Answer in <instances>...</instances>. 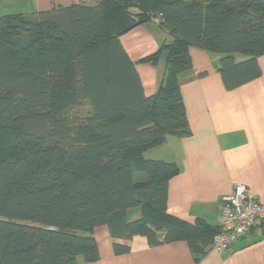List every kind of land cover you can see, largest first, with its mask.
<instances>
[{
  "label": "trees",
  "instance_id": "obj_1",
  "mask_svg": "<svg viewBox=\"0 0 264 264\" xmlns=\"http://www.w3.org/2000/svg\"><path fill=\"white\" fill-rule=\"evenodd\" d=\"M139 21L171 38L142 61L165 52L149 97L119 42ZM191 48L220 56L227 90L258 79L264 0H101L0 17V264L94 263L100 226L149 246L185 242L195 261L206 253L219 227L169 215L179 169L145 156L190 134L178 78ZM131 209L140 216L125 222Z\"/></svg>",
  "mask_w": 264,
  "mask_h": 264
},
{
  "label": "crops",
  "instance_id": "obj_2",
  "mask_svg": "<svg viewBox=\"0 0 264 264\" xmlns=\"http://www.w3.org/2000/svg\"><path fill=\"white\" fill-rule=\"evenodd\" d=\"M74 5L73 0H0V17L33 16ZM170 36L154 22H145L120 37L119 42L135 64L145 96L153 95L165 74V52L155 65L142 62L157 53ZM192 69L179 75L180 94L190 134L168 137L145 156L176 164L177 176L169 181L167 213L184 222L204 220L220 227L219 209L235 184L250 188L264 205V56L257 63L261 76L227 90L218 72L220 56L190 49ZM140 216L139 209L125 212V222ZM99 259L78 264H264V228L252 232L217 255L211 250L194 260L185 242L149 246L144 237L113 238L108 226L94 229ZM129 248L117 256L113 245Z\"/></svg>",
  "mask_w": 264,
  "mask_h": 264
},
{
  "label": "built area",
  "instance_id": "obj_3",
  "mask_svg": "<svg viewBox=\"0 0 264 264\" xmlns=\"http://www.w3.org/2000/svg\"><path fill=\"white\" fill-rule=\"evenodd\" d=\"M99 1L101 0H73L75 5H89ZM219 216V233L211 244L212 252L217 255L248 236L256 225L264 228V205L243 184H235L231 193L222 198Z\"/></svg>",
  "mask_w": 264,
  "mask_h": 264
},
{
  "label": "rangeland",
  "instance_id": "obj_4",
  "mask_svg": "<svg viewBox=\"0 0 264 264\" xmlns=\"http://www.w3.org/2000/svg\"><path fill=\"white\" fill-rule=\"evenodd\" d=\"M235 59H236L237 62H239V61H242L244 58L239 56V55H236Z\"/></svg>",
  "mask_w": 264,
  "mask_h": 264
},
{
  "label": "water",
  "instance_id": "obj_5",
  "mask_svg": "<svg viewBox=\"0 0 264 264\" xmlns=\"http://www.w3.org/2000/svg\"><path fill=\"white\" fill-rule=\"evenodd\" d=\"M146 21H139L135 24V26H139V25H142L143 23H145Z\"/></svg>",
  "mask_w": 264,
  "mask_h": 264
}]
</instances>
